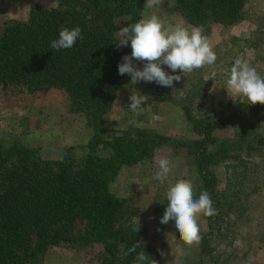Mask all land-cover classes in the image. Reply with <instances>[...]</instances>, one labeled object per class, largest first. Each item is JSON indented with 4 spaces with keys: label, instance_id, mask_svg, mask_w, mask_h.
<instances>
[{
    "label": "trees",
    "instance_id": "1",
    "mask_svg": "<svg viewBox=\"0 0 264 264\" xmlns=\"http://www.w3.org/2000/svg\"><path fill=\"white\" fill-rule=\"evenodd\" d=\"M247 1L175 0L187 22L203 28L211 22L237 24ZM144 6L145 0H58L49 7L33 4L25 20L0 25L3 90L20 94L62 89L70 111L85 115L93 128L87 144L66 147L58 159H47L40 148L19 140H0V264H42L57 246L84 250L89 264H133L140 251L161 264L147 225L140 222L139 231H132L139 224L138 210L112 190V183L123 167L139 164L165 146L191 159L197 197L206 190L218 210L205 216L208 231L201 233L199 259L186 264H204L212 256L220 223L234 207L220 186L217 167L231 161L237 167L245 163L244 155L264 148V135L256 127L264 121V105L239 101L230 112L204 115L188 109L197 138L177 140L143 129L105 137V117L128 76L118 73V64L131 54L130 42L117 47L119 31L144 17ZM62 26H79L84 39L70 49H51ZM173 90L155 83L154 98L172 101ZM229 130L228 136L218 135ZM166 205L167 200L156 206L152 217L161 228ZM136 242V253L119 250L122 243L127 249Z\"/></svg>",
    "mask_w": 264,
    "mask_h": 264
},
{
    "label": "rangeland",
    "instance_id": "2",
    "mask_svg": "<svg viewBox=\"0 0 264 264\" xmlns=\"http://www.w3.org/2000/svg\"><path fill=\"white\" fill-rule=\"evenodd\" d=\"M57 2L0 0V25L25 20L33 4L49 7ZM153 13L166 23L189 28L193 26L180 14L175 0H163L161 5L151 9L144 7V16ZM203 34L217 56L215 64L194 70L187 76L179 71L173 73L164 66L169 74L181 75L179 82L174 81L172 101L156 100L154 82L141 81L131 85L128 75L114 100L117 101L119 97L118 104L113 101L112 110L105 117V137L112 138L122 133L132 135L143 129L177 140L197 138L186 110H191L195 115L212 112L221 114L230 112L239 101L248 102L242 97L234 98L233 101L225 87L231 66L237 58L250 63L264 76V0H248L237 24L227 26L211 22L203 28ZM134 64L143 67V62L135 61ZM132 92L149 97L142 114H134L129 109ZM256 127L259 128L257 134L264 135V121ZM75 128L81 134L78 143L66 144L72 142L66 136L74 132ZM90 132L93 136V128L86 116L70 111L69 97L64 90L53 88L17 94L4 91L0 85V140H19L25 145L40 148L42 155L50 159L51 154L44 152V149L61 148L64 154L68 146L78 148L87 144L92 138ZM231 132L220 131L218 135L225 137ZM51 135L57 137L53 145L49 144L51 140L49 143L46 141V137ZM161 157L169 159L172 173L166 179L155 180L152 177L158 170L157 161ZM243 157L245 163L239 167H235L233 161L217 167L220 186L233 198L234 207L220 223L222 227L216 232L212 243L214 251L204 264H264V148L251 157ZM193 172L188 156L165 146L141 163L123 167L112 183V190L138 210L135 220L147 225V234L158 249L161 264H186L200 257L201 245L192 248L184 245L176 232L175 223H168L161 228L152 220L155 207L167 200V187L181 179L193 184ZM198 224L201 233L208 231L205 216L199 217ZM178 248L183 254L178 252ZM89 259L90 256L82 249L57 246L42 264H89Z\"/></svg>",
    "mask_w": 264,
    "mask_h": 264
},
{
    "label": "clouds",
    "instance_id": "3",
    "mask_svg": "<svg viewBox=\"0 0 264 264\" xmlns=\"http://www.w3.org/2000/svg\"><path fill=\"white\" fill-rule=\"evenodd\" d=\"M163 0H146L145 8L151 9L159 6ZM131 17L128 20L131 21ZM84 36L79 26L71 29L61 27L57 39L50 42L51 49H70L77 40ZM130 42L131 54L124 55L118 64L120 75H129L130 84L138 82H154L162 87H173L174 81L179 82L181 75L169 74L163 66H167L173 73L177 71L187 76L188 73L205 66L214 65L217 56L203 34L202 26L185 27L181 24L166 23L157 14L146 15L135 23L121 27L117 47L128 46ZM136 62H143V67H137ZM225 89L228 95L234 98H246L249 104L264 105V76L250 63L237 58L230 69ZM129 109L134 114H142L149 97L144 94L132 92L129 97ZM119 97L114 103L118 104ZM158 170L152 179L163 180L171 173L170 161L161 157L157 161ZM138 183V182H137ZM167 205L160 218L161 224L169 221L175 222L176 232L184 245L189 248L199 247L202 235L198 224L201 215L215 216L218 210L213 206L210 194L205 190L197 197L193 184L188 180H178L170 184L166 190ZM140 229L139 224H133L132 231L136 234ZM140 243L136 242L125 249L122 243L119 250L124 254L136 253ZM178 252L183 251L178 248ZM161 255L165 254L161 251ZM133 264H157L144 251L136 253Z\"/></svg>",
    "mask_w": 264,
    "mask_h": 264
},
{
    "label": "crops",
    "instance_id": "4",
    "mask_svg": "<svg viewBox=\"0 0 264 264\" xmlns=\"http://www.w3.org/2000/svg\"><path fill=\"white\" fill-rule=\"evenodd\" d=\"M247 5H248V1H247ZM73 131L74 132H71V133L69 132V134H67V136H66V137H68V141L72 140V142H65L66 144H72V143L76 142L79 139V136H81L80 133L76 132V128ZM89 136H92L91 132H90ZM56 139H57V137L56 136H52V135L46 137V141H48V143H49V140L52 141L51 143H49L50 145H53V143H54L53 141L56 142L57 141ZM76 143H78V141ZM55 145H58V144L55 143ZM38 146H41V145H38ZM63 146H64V143H62L61 147H63ZM42 150H43V148H42ZM43 151L52 155V156L49 155L50 159H58L63 154L62 153L63 149H61V148L60 149H54L53 147H51V148H48V149H44Z\"/></svg>",
    "mask_w": 264,
    "mask_h": 264
}]
</instances>
